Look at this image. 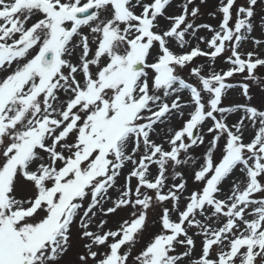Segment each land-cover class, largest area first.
Segmentation results:
<instances>
[{
    "label": "snow or ice",
    "instance_id": "snow-or-ice-1",
    "mask_svg": "<svg viewBox=\"0 0 264 264\" xmlns=\"http://www.w3.org/2000/svg\"><path fill=\"white\" fill-rule=\"evenodd\" d=\"M170 6L0 0V264H264V103L250 91H264V0H220L216 28L195 23V0ZM236 88L245 102L227 106ZM122 210L115 230L96 222Z\"/></svg>",
    "mask_w": 264,
    "mask_h": 264
},
{
    "label": "rangeland",
    "instance_id": "rangeland-1",
    "mask_svg": "<svg viewBox=\"0 0 264 264\" xmlns=\"http://www.w3.org/2000/svg\"><path fill=\"white\" fill-rule=\"evenodd\" d=\"M174 1H176V0H172V2H174ZM147 2H151V0H147ZM195 2L200 8V14H199L198 18L195 20V23L196 24H209V25H212L214 28L218 27V25L222 19V15L218 11L219 6H220V0H206V2L204 4H200V0H195ZM245 3H246V0H237L238 5L245 4ZM168 9L169 8H167L166 11H168ZM137 11H139V9ZM180 11H181V9L177 8L174 11H172V10L168 11L167 14L168 15H179ZM256 11H257V25H259V23H260L259 16L261 14H264V7L257 8ZM212 13H216V15L213 16ZM160 22H161V25L164 27H167V25L169 23V21H167L164 18H161ZM201 33H202V35H201ZM205 34H206V36H205L206 39H210L211 36L213 35L212 32L208 31L207 29L202 28L197 33V36H204ZM253 35L258 39L264 38V33H262L259 26H257L255 28ZM190 44L193 47H200L202 50L208 51L206 44L200 43L199 41L196 40V38H192L190 40ZM184 50L187 51L188 49L186 48ZM253 50H254V45L252 44V42L250 40L243 42L242 46L240 48V51H242V52L253 51ZM209 62L210 61H209L208 57H197L193 61V64L196 66L204 65L205 71H206L207 65L209 64ZM215 67L218 71L219 70H225L226 71L230 67V65L225 62V59L218 57L216 62H215ZM257 74L261 77H264V68L257 69ZM182 75H184L188 79H191L190 77H188L187 72L182 73ZM231 81L235 84H239L241 82H246V83L251 84L250 81H243L242 80V74H238L234 78H231ZM250 91H252V93H253L254 103L257 106H260L262 103H264V91L259 90L255 85L252 86ZM185 99H187V96H185ZM244 102H245V100L242 97V95L240 94L239 88L230 90L228 97L225 100V104L227 106H232L235 104H241ZM238 117H239V115H237V113H234L231 116H229V119L227 122L230 124L235 123V122H237ZM185 118H187V116ZM182 123H183V121H181V120L173 119L172 127L174 129L178 130L182 126ZM165 128H167V124L165 125ZM254 134H255L254 130L250 134H247V132H245L244 142L245 143L250 142L254 138ZM154 139H157V142L160 143L164 139V136L162 135L159 138L154 137ZM206 140H207V138H206ZM164 146L167 148L168 147L167 143H165ZM205 150H206V145H201L198 148H195L193 150V154L197 158H200L203 156ZM219 151H220V149H218V152ZM125 172H127V169H125ZM240 175L241 174L239 172L236 173V176H240ZM186 178H188V186L187 187L189 189V192L196 190V186L193 184L190 173L186 174ZM120 182L123 183V180L121 179ZM224 187H225V193L227 194L230 185L225 184ZM113 195L115 196V193H113ZM108 206L109 205H107V204L105 205V207H108ZM159 214H160L159 209H157L156 211H151V210L149 211V225H150V227L148 228V231L145 233L143 240L141 241L140 245H138L137 250H139V248H142L144 246V244L147 243L149 241V239L159 231V229H160V224L158 222ZM129 216H130L129 211L122 210L119 212L118 215L117 214H111L109 216H98L96 222L98 223L100 219H106V220H108V223L105 225V229L115 230L118 227L119 223L122 222V220H124V219H128ZM173 219H175L174 216H173ZM93 230H95V229H93ZM183 250H184L183 247H180L177 249L178 252H182ZM199 251H200V241L197 240V248H196V254L197 255H199ZM73 259H74V255H71L68 257L69 261H72Z\"/></svg>",
    "mask_w": 264,
    "mask_h": 264
},
{
    "label": "bare ground",
    "instance_id": "bare-ground-1",
    "mask_svg": "<svg viewBox=\"0 0 264 264\" xmlns=\"http://www.w3.org/2000/svg\"><path fill=\"white\" fill-rule=\"evenodd\" d=\"M178 3H179V0H176V1L172 2V6L169 7L168 11H170V10L174 11L175 9L179 8V7L177 6ZM168 11H167V13H168ZM199 35H200V34H199ZM201 35H202V33H201ZM205 36H206V34H205L203 37H205ZM197 37H199V36H197ZM196 40L198 41L197 38H196ZM237 115H239V113H237ZM252 131H253V130H252L251 128H249L246 132H247V134H250ZM237 177H239V176H237Z\"/></svg>",
    "mask_w": 264,
    "mask_h": 264
}]
</instances>
